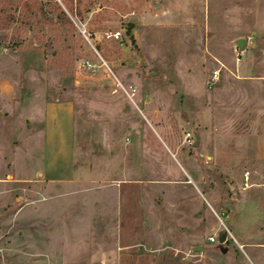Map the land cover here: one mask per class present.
Masks as SVG:
<instances>
[{"label":"rangeland","instance_id":"obj_1","mask_svg":"<svg viewBox=\"0 0 264 264\" xmlns=\"http://www.w3.org/2000/svg\"><path fill=\"white\" fill-rule=\"evenodd\" d=\"M79 2L0 0V264H264V0ZM65 100L73 177L51 182Z\"/></svg>","mask_w":264,"mask_h":264},{"label":"crops","instance_id":"obj_2","mask_svg":"<svg viewBox=\"0 0 264 264\" xmlns=\"http://www.w3.org/2000/svg\"><path fill=\"white\" fill-rule=\"evenodd\" d=\"M0 93L10 97L13 93L11 83L0 77ZM75 128V109L72 101H49L44 107V149L42 169L39 175L51 182H64L73 177V137ZM169 152L171 162L176 161L191 180L184 164L178 160V153L166 137L157 131ZM176 164V163H175ZM173 169L178 171L177 165ZM189 182V181H187ZM132 263V262H131ZM121 264H123V259Z\"/></svg>","mask_w":264,"mask_h":264},{"label":"built area","instance_id":"obj_3","mask_svg":"<svg viewBox=\"0 0 264 264\" xmlns=\"http://www.w3.org/2000/svg\"><path fill=\"white\" fill-rule=\"evenodd\" d=\"M122 36L121 31H112L107 30L103 33V37L107 39H119ZM186 140L189 141V143H193L195 140V135L191 132H187L185 135ZM210 241H215V236L209 237Z\"/></svg>","mask_w":264,"mask_h":264},{"label":"trees","instance_id":"obj_4","mask_svg":"<svg viewBox=\"0 0 264 264\" xmlns=\"http://www.w3.org/2000/svg\"><path fill=\"white\" fill-rule=\"evenodd\" d=\"M64 4L66 5V7L69 9L70 12H73V0H63ZM77 3H80L79 0H76ZM77 11V10H76ZM79 12H77L78 14ZM60 20L65 23H69L72 24V21L70 20L69 16L66 14V12L64 10L61 9V13H60ZM134 28V24L129 22L128 23V32L130 33Z\"/></svg>","mask_w":264,"mask_h":264},{"label":"water","instance_id":"obj_5","mask_svg":"<svg viewBox=\"0 0 264 264\" xmlns=\"http://www.w3.org/2000/svg\"><path fill=\"white\" fill-rule=\"evenodd\" d=\"M130 22L134 23V20L132 19ZM237 45L239 46V48H242L244 45V39H240ZM152 74H155V73H152ZM198 144H199V135H195L194 145H198ZM230 224H232V221H230ZM225 241H226L225 237L221 239V242H225Z\"/></svg>","mask_w":264,"mask_h":264}]
</instances>
